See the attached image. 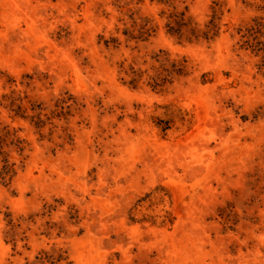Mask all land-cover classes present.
I'll list each match as a JSON object with an SVG mask.
<instances>
[{"label": "rangeland", "instance_id": "1", "mask_svg": "<svg viewBox=\"0 0 264 264\" xmlns=\"http://www.w3.org/2000/svg\"><path fill=\"white\" fill-rule=\"evenodd\" d=\"M0 264H264V0H0Z\"/></svg>", "mask_w": 264, "mask_h": 264}, {"label": "trees", "instance_id": "2", "mask_svg": "<svg viewBox=\"0 0 264 264\" xmlns=\"http://www.w3.org/2000/svg\"><path fill=\"white\" fill-rule=\"evenodd\" d=\"M10 172H11V169H9V167H6L4 174L5 175H8Z\"/></svg>", "mask_w": 264, "mask_h": 264}]
</instances>
